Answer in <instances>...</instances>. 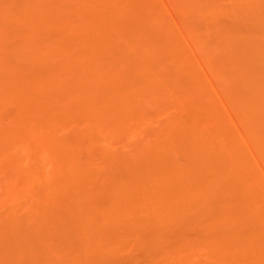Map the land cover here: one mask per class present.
<instances>
[{"label": "bare ground", "instance_id": "6f19581e", "mask_svg": "<svg viewBox=\"0 0 264 264\" xmlns=\"http://www.w3.org/2000/svg\"><path fill=\"white\" fill-rule=\"evenodd\" d=\"M51 1L52 0H31L29 1V4H25V5L21 4V6L24 7H21L20 8L21 10L19 9V11H16L15 14L10 13L12 15L8 14L9 13L8 11H10L11 8L13 7L12 5L11 7L8 4L9 1H7L8 3L6 2L7 4L5 3L3 4L2 2L3 5L0 3V10L2 11V13L0 14V115L1 112L2 113L5 112L4 111L5 108L6 110H8L7 109L8 107L10 108V110H13V114L10 116L14 117V119H12L8 113H4L6 115L8 114V118H10V120L11 119L13 120L12 123L9 122L10 124H12L11 129L13 131L12 130H10V132L6 131L7 129L6 128L4 129V127L6 126L4 127L1 126L0 128V129L3 128L5 130V131L3 130L0 131V133L2 131L4 133L1 134L0 136V159L5 161L4 163L3 161H0V163H2L0 164V166L2 169V167L4 168V166L2 165L6 163L4 169L5 170L8 169L11 172L13 171V173L16 171L15 172L16 175L18 173L17 171L25 172L24 174L26 175L27 179L25 178L26 181L24 180L25 181V183L23 182L24 185L18 186L20 191L17 190H16L17 192L15 191L14 187L16 188L17 186H15L14 184H10V183L8 184V185H14L13 187L14 190L12 188L10 189L9 188L10 186L7 187V185L6 184L5 185L6 188L10 189V193H11L10 195L14 196V192H16V195H18V193L20 195L24 194L25 197H27L26 199L29 202V204L32 205L33 203L30 202H35L34 205L31 206L32 208L30 210V214L26 215V218L28 217L29 219L27 218L26 221V218L21 216L25 218L24 221H26L27 223L29 222L31 224V220L36 219L32 221V224L34 223L36 225V223L39 221L38 218L41 217L40 215L43 216L46 215L45 212L48 210L47 208L50 207V205H54L55 203L57 204V206L59 205L58 207L60 209V214L57 215V217L55 215V217L58 218V216H60L62 219H64L63 221H61L62 219L61 220L59 219V221H61L62 223L65 222L63 223L65 229L63 228L62 231L63 240L61 238L62 235L60 233V238L58 239H60L61 244L59 245L58 242H56L57 244H55V246L54 244L53 245L51 244L52 248L54 246V248L56 247L57 249L56 248L52 249L50 247L49 249L52 251L51 253L50 250L47 251L44 249L45 250L44 251L43 247L41 246L42 250L40 251L42 253L41 255L39 254V256L35 254L36 251H33L34 249L32 250V248L29 245H27L29 244L30 240L32 241V239L30 238L27 239L28 243L25 240L26 244H24L23 246L21 245L17 246L18 243L21 242L22 240V237L19 236L22 235L21 233H24L23 228L30 226V224H26L24 221L23 223H19V220H23V218L20 217L18 218L19 220L15 221L18 216L15 215L16 213L13 214L14 211L10 210L11 212L7 213V215L5 214L6 216H4V218H2L3 215L1 213L2 216H0L1 217L0 220L3 222L2 224V222L0 221L2 224L1 226L4 225L3 227L5 228V225H8L9 227L10 225L12 226L15 225L16 227L14 229L16 230L15 232L11 233L12 230L9 229V227L7 226L10 232L9 234L11 235L8 236L9 238L7 241L5 239H2V241L4 240V242L2 243L3 249L4 247H6L5 245H7V247L11 246L10 248L13 249L12 248L13 243L14 244L17 243L16 248L17 247L24 248V246L27 245L25 246V249H27L29 246V250L31 249L33 251V257L31 252L27 253V255L29 256L27 255L25 256H27L30 261H31L30 257L33 258L32 261L30 262L28 259H24L19 262L16 261L17 264H37V263L49 264L50 261L49 258H52L51 256H49V254L53 255V253L56 251L54 253L55 255H53L56 257L57 251H59L60 253L61 251L60 249L62 248L64 249L66 246H67L66 249H69L70 251L71 249L68 247V244H70L69 241L70 239H72V241L76 239L75 240L76 243H74L75 241H73L75 247L74 244L72 243L71 244L73 245L72 248L73 252L78 251L79 254L77 252H74L76 253L75 255H77L75 256L73 253L74 257L72 256L69 257L67 255L68 259L65 261L66 264H100V263L102 264L103 262L102 260H105V258L108 255L110 256V254L115 250L120 249V247L122 246L124 247L123 242L126 241L125 239L130 238V236L133 237L132 235L136 234L135 232L136 230L143 228H149V229L152 228L156 232L154 234L153 239L151 237L150 240L151 241L153 240L152 241L153 244L159 245V242L163 240L162 237L165 236L164 233L166 232L168 233L169 226L171 228L172 226H174L172 224L180 225L182 224V222L186 220V218H189V216L190 217L194 216L197 219L200 218L201 220L200 219L198 220H200L202 224L203 221H205L206 225H208L207 226L208 229L209 227L212 226L211 229L214 230L213 229L214 227L215 230L211 235L213 236L214 234H216L214 235L215 237H213L211 240L208 239L209 241H206L207 238H205L203 239V241L205 240L206 242L204 241L202 243L201 241L200 242L198 241L197 243L194 239H193L194 241H190L192 244L188 242V240H186L187 243L186 241L185 242L182 241L184 242V244H182L177 248L172 247L173 249L170 248V246H166L168 245L169 242L165 245L164 244L165 240H164L162 241L163 243L162 245L170 249V251H168L169 255L165 254L166 256L165 257L163 254L165 251L161 253L163 249L161 251L160 247L158 246L156 247L155 245L152 244V247L155 246L156 248L160 249V251L158 250L159 252L157 251L158 252L157 255L161 254L162 257L163 258L165 257L166 259L167 256H170L173 253L174 255L173 254L172 255L174 258L170 256L171 261L172 259L173 260L176 258L179 259L180 256L183 258L185 257V259H183L185 261L181 260L182 259L181 257H180V261H178V259L174 260L175 261L174 263L177 264L179 262L181 263L186 262L187 259L186 257H190L185 255L188 253L190 254L192 253L194 255L196 254L195 257H193L194 255L192 256L193 258L196 259L195 262H197L198 260L199 261L201 260V262H203L202 258L205 255L204 256L201 255L203 256L201 258L199 255L201 254V252L202 253L205 252L207 254L206 256L209 258H207L208 260H206L205 259L206 256H205L204 258L205 261L203 263L201 262L198 263L199 262L198 261L197 264H264V192H262V190L264 189H262L261 187L260 184L261 182H259L257 177L258 175L251 167V164H249V162L247 161L243 147L225 128L224 124H222L221 126L220 123V126H218L217 128L214 127V125L212 124L211 121L217 120V122L219 123V119H220L215 109L214 112L212 109L211 111L208 110L207 113L209 114L207 116L201 117L203 119L205 118V120L207 121V123L205 124L209 127L207 128L211 129V131L209 130L206 133L205 131L204 132L202 131L203 128L199 127V125L201 126V123L198 118H196L198 119L196 120V119H192L193 118L192 117L191 121H189L190 119L187 118L188 120H186L187 121L186 122L185 119L184 121L183 119H181L186 116L185 115L184 117H182L183 114L181 115V118H180V114L179 116L174 115V117L172 116L171 118L169 117L170 118L169 120L171 122L169 126L167 124H164L162 125L163 130L161 131V127L160 130H158V132L160 131L159 133L156 130L155 131L157 133L155 131L150 133L151 135H155L156 133V135L153 138V141H151L152 143L151 145L149 146L147 145L146 147H144L145 146L144 143L137 140L141 145H143L144 148L137 141L134 142L135 145L131 146L134 149V151L132 150L133 154L137 155L138 158L137 156L134 155L137 161L135 159L132 163L135 164H133L132 166V164L130 163L131 168L129 167L130 164L127 165L129 169H127L128 170L127 171L128 173H126L127 175H123L125 177L122 178L119 177L120 179L116 178L117 176L116 174L118 173L117 172L118 170L116 171L114 169L112 170L109 168L110 175H112L111 177L110 176L109 177L113 181L109 183L110 184L109 186H107L108 184L105 185L103 189H101L102 187L101 188L99 187V190L95 189L96 187H98V185L94 187V182L95 180H97L96 178L97 175L94 174L96 173L93 171L95 169L91 170L92 160L89 161L90 158L89 156H91L92 152L95 151V147H97L98 149V145L102 144V142L108 143L109 141L111 143L113 139L117 141L116 139L117 137L119 141L120 138L121 139L142 138L144 134L147 133V131H149L148 128L146 129V127H148L147 126L148 123L152 122V120L155 119V117L159 115L161 112L164 113V110L165 113L169 112L166 111V109L170 106V102H171V100L169 101L170 99L169 94H171L169 92L174 91L173 88L174 86L178 87V85H176L177 83H175L176 80H174L173 82L174 85H171L172 83L171 77H173L174 79L175 76L174 75L175 73H173L174 76H171L172 74L171 70L172 71H175V69L178 70L179 67V70L183 72V75L181 74V76L187 75L186 72L189 75L191 73L194 74V71L191 72L192 69H190V66L188 68V66L186 67L185 63L182 62L178 54L179 51L176 52L177 55L175 54L174 56V53L172 52L176 47L172 48V46L173 45L175 46L176 43H172L173 45H171L170 44L171 42L169 41L171 39L169 38H167L169 39L167 41L169 42L170 46L164 45L165 47H162V45L160 44V47L167 48L169 46L174 59H172L173 57L172 58L170 57L171 54L169 53L170 56L168 54L167 55L170 58H168L167 61L168 63L172 61V63L167 64L166 60L159 61L160 59L158 60L160 64L155 63V58H153L152 55L155 53V51L153 52V49L156 47L158 49L160 48H159V44L154 47V44L156 42L152 44V41L155 40L153 39L154 37H152L153 34L151 32L155 33L157 31L158 33L159 28H157L158 29L157 30L154 27V30L151 31L153 27L151 29L150 26L151 23H149L150 22L149 20L152 19L160 22V18L162 14L156 5L155 6L157 7L156 8L157 10L153 9V11L155 10V14H152L155 17L154 16L149 17L150 15L149 13H151L149 12L150 10L148 11L144 9L147 11V12L144 11L146 12L144 15H141L143 11L139 12L141 11V8L143 6L142 7L139 6L140 8L138 7V9L130 8L129 10V7L125 5H121V2L118 5L116 0H58L57 2L55 0H53V2ZM189 1L191 2L192 0ZM204 1H202L203 2L202 5L205 7L202 6L203 8L201 7L199 9L202 10H204V8L207 9L209 5H211L209 6L210 9L211 7L212 8L215 7V3L214 4L212 3L213 1L212 2L209 0L208 1L204 0ZM237 1L239 0L236 1L234 0V2L232 0V4L237 3ZM247 1L248 2L246 3L249 4L250 1L249 0ZM254 1L257 2V0H253L250 6L248 5L249 6L248 8H250L251 10L254 9L253 11H255V7H256L255 4H257ZM206 2H208L207 4L209 5L206 6L205 5ZM88 3L90 4L96 3V5L98 4V6L100 7V9L98 8L99 10L98 11L96 10L97 12L88 11L89 13H87V11L84 9L86 12L84 11L83 13L82 12L79 13L81 9L79 11L77 9L82 8L84 5L88 6ZM238 3L236 5H238ZM242 3L243 5H245L244 0ZM258 3L260 2L258 1ZM239 4L240 5H238V7L239 6L241 7L242 4L241 3ZM140 5H142L141 2ZM217 5L220 6L219 3H217ZM251 5L253 6L255 5V7ZM222 6L218 8L221 9ZM1 7L3 8L1 9ZM134 7L137 6L135 5ZM187 7L190 8L189 4ZM215 8L211 10L215 11L216 10ZM131 9L134 10V13L137 10L139 14L140 13L141 14L136 15L137 13L136 11V13L133 15V11ZM210 9L209 11H211ZM250 9L249 11H251ZM202 10H198V11H202ZM239 10L242 11L243 9L240 8ZM245 12H248V10ZM256 13L252 15H256ZM147 14H149L148 15L149 20L146 19ZM129 15L132 16L133 18L132 20L131 17H129ZM256 16L259 17L260 15L257 14ZM242 17L244 18V16ZM258 17L255 19H257L258 22L262 23L261 18H260L261 21H259ZM126 18H130L129 21L126 20ZM245 18L247 19V17ZM146 21L149 23V25ZM124 23H126L125 24L126 28L122 30V28L120 29V27H122L120 25ZM146 23L151 29L150 32L144 29ZM160 24L161 23H159L158 26ZM261 25H264V23H262ZM261 25L258 24V27L264 28V26ZM148 26H146V29L148 28ZM162 27L160 26V29H162ZM13 28H15V32H13L14 31ZM16 28L18 29V31L20 29H23L24 32L25 31L27 32L24 33L23 31H21L24 34H26L25 38L18 36L19 37L18 42L20 44L15 39H13L15 40V42L13 41L14 44L13 42L10 41L12 39V32L13 35L16 34L17 31ZM167 29L168 28H166V30ZM260 29L261 28H259V30ZM142 30L146 31L145 32L146 35H144L141 32ZM255 30H258V28ZM38 31H40L41 35H39ZM160 31L161 30H159V33H161ZM147 32L151 35L152 41L149 39L150 37ZM36 33L38 34V36L36 35ZM162 33L165 32L163 31ZM255 33L256 31L253 34L254 35L258 34ZM259 33L260 34H258L257 36L261 35L262 37H264V31ZM19 34L21 35V33ZM168 34L166 33L165 35L170 37ZM250 34L251 33L246 34L247 38L248 35ZM28 35L31 36L29 37ZM147 35L148 38L146 37ZM236 35L235 38L237 37ZM246 35L245 36L241 35L245 38H242L240 36L239 38L241 39L240 42L236 40L238 38L236 39L234 38L235 40L232 39L233 37L231 38V35L230 38L231 40H234L236 43L238 42L242 44L241 41L249 39L246 38ZM26 36L29 37L27 38V40H25ZM153 36H157V35L155 34ZM217 36L219 37L220 35ZM228 36L227 37L225 36V40L223 39L224 36L222 38L220 37V40L217 37L218 38L217 41L219 40L217 46L219 45L220 42L221 44L220 47H222L223 40L226 41L227 38V41L230 43L223 42L225 44L223 45L224 49L226 50L227 46L228 48L231 49L236 48V46L232 47V45H234L235 42L230 41ZM261 36L260 38L253 37V39L257 41V39L259 40L262 38ZM251 38L249 39V41H247L249 43V45H247V48H246V44H242V46L239 45L241 49L244 50L246 48V50H250L249 49L250 42H253L251 41ZM7 40H9L8 43H11L12 45L8 47L10 48L9 50L7 48L5 50V46L6 44H8ZM4 41H6V44L4 43ZM208 42H209L208 40L206 41V39H202L201 43L199 41V43L201 44V46L199 47L200 48L202 47V49H206V47L209 46V45L207 46ZM231 42H233V44ZM254 43L256 42L254 41ZM254 43H252L251 46L257 48L255 45H253ZM210 45H213V43L212 44L210 43ZM229 45L231 46L229 47ZM243 45H245L244 48H242ZM2 46H4V48H2ZM254 47H250V48H254ZM169 48L167 50H169ZM224 49H222L221 53L224 52L223 51ZM261 49L260 51H262ZM160 50L163 51V49ZM164 50L166 51V49ZM253 50L254 49H252V52ZM256 50L257 49H255L253 53L250 52L251 50L246 51L247 53H250V55L248 54L249 56L246 55L247 57H245V52L242 51L243 52L242 55L245 58L249 57L251 60V57L255 58L253 55H251V53L254 54L255 52H259V55L262 53ZM227 51H231V50L228 49ZM4 53L7 54L6 56H8L10 60L8 64L5 65L4 63L1 64V60L3 61L4 59L3 57ZM213 54L215 55V53ZM262 55L259 56L260 59H262ZM213 56L210 58H212L211 63H213L212 65H214L213 68L214 72H216L217 75L218 73L219 75H221L220 74L221 71L219 70L221 69L220 63H218L217 60L218 58L215 57L217 56V52L216 55L214 57ZM258 56L255 59L256 61L258 59ZM157 57H156V62L158 59ZM253 58L251 62H255ZM260 59L258 60L260 61ZM223 60L225 61V59ZM259 61L256 62L258 63L257 65L259 66L264 65V60H261L262 64ZM23 62H26L25 64L26 67L21 66L24 65ZM251 62H250L251 66H254V68H256L257 65H252L253 63ZM164 63L166 65H164ZM217 63L219 65H217ZM233 63L235 62L233 61ZM240 66L243 65L241 64ZM249 66L250 65H248L247 66L248 69L246 68L247 70H245L247 71V74L243 72V74H239V76L241 75L242 78H244L247 77L246 75L249 74L248 75L249 77L250 74L252 73L251 71H249V69L251 68V66L250 68ZM259 66H257V68H259ZM182 67H184L185 69H183ZM179 70L177 72L181 73V71ZM118 72L120 73V75H122L121 78L120 76L118 77L116 75L118 74ZM258 73L260 72L258 71ZM230 76L232 75L230 74ZM235 76L234 78H236ZM241 76L239 78H241ZM69 77L70 79L72 77V79L77 81L76 83L74 82V84H77L80 81L85 82L87 80L88 81L90 80V83L89 82L87 83L88 86L86 85V82L84 83V85L87 88L83 87L81 82L80 87L82 86L83 90L84 88H86V91L85 90L83 91L81 89L82 91L81 93V91L77 89L78 91H80L78 92L75 87L77 86L78 88L79 86L78 84L75 86L72 85L73 86L72 89L75 87L74 89L76 90V94L80 93L79 96H76L75 94H73V92L71 93L70 90L69 91L66 90L67 93L69 94H67L66 91L65 93L67 95L65 93L62 94L63 88H61V86L63 87V85L66 86L68 84V82H66L67 80L65 81V79L66 78L69 79ZM182 78L186 79V77H182ZM237 80L239 79L237 78ZM190 81H192V79ZM253 81L255 82V80ZM260 81L259 83L264 84V82H260ZM64 82H66L67 84L66 83L64 84ZM70 84L69 86H71ZM257 84H258V80L257 83L255 82V84L252 85L257 86ZM187 85L184 86L189 87V85L188 86ZM258 85L260 86V90L258 89L259 86H257L258 88L252 86L253 87L252 90L248 89V91H250L249 93L247 92L248 95L246 94V92L244 94L239 93L242 94L243 96L239 98L240 101L239 103L237 102L238 104L234 102L237 105V108L239 109V110L236 109L238 115L242 117L243 121L246 119L247 123L248 120L249 121L251 120V123L260 122L264 124V114H262L264 113V90L261 91V89L264 88V85L262 86L260 84ZM58 88H61V93H59L60 91L57 93ZM232 88L233 86L231 87V89ZM235 88L234 90H236ZM52 90L55 91L56 94L53 93ZM166 91H167L166 94L169 95L168 96L169 102L167 101L165 95ZM83 93H84V97L81 96V94L83 95ZM59 94L60 95L62 94L63 96L61 97ZM234 94L235 93H233V95ZM172 95H171V99L172 97H175ZM79 97L83 99H80ZM233 99H237V98H232V100ZM75 100H79L77 106ZM69 103H72L71 105L75 103L74 106H76L75 109H72L70 107V109L73 110L70 111L69 109L70 112H68L69 107L66 108L65 106V105L68 106ZM56 105L57 108L59 109L54 110ZM37 106L39 109L37 108L36 111ZM50 106H54V107H50ZM45 107L47 109H45ZM258 110L262 111V112L260 111L261 112L260 116L256 114V111ZM28 112H32L29 113L28 116L29 117L31 116L32 119L34 118L33 120L32 119L26 120L23 117L27 115ZM34 112L36 114L38 113V115L36 116ZM181 112L182 111H180V113ZM4 114H2L3 119L9 120L4 117L5 116ZM32 114H34L35 117H33L34 115L32 116ZM14 120H16V122H14ZM201 122L203 124L202 120ZM72 125L73 126L78 125L80 126V129L76 130L75 127H72ZM166 126L168 127L164 128ZM212 126L214 130L216 129V131L213 134H210L211 132H213L212 131L213 129L211 128ZM70 127L74 129V133L72 132L73 130L71 131V133H73L72 135L73 137L71 138V140L66 137L62 138L57 134L58 129H65V128L68 129ZM205 130L207 129L205 128ZM5 132L7 133L5 134ZM149 132L147 134H149ZM203 133L207 135L205 136ZM254 133L257 135L258 131L257 133L256 132ZM69 136L71 137V135ZM190 136H192V138ZM146 137L149 138L148 136H145V140ZM114 140L112 142H114ZM149 140L151 139L149 138ZM256 147L258 148L261 154L260 156L264 158V132L258 135ZM103 150L100 152V155L104 157L103 160H105L106 158L107 160H110L109 161L110 163L111 161H113L114 164L111 163L113 165L111 167L114 168L116 166L115 162L118 161L117 160L118 158H116L115 154L113 156V154H110L111 152L108 153V150L107 151H103ZM97 152L99 151L97 150ZM82 153H83V157L84 156L85 157L80 159L79 155ZM181 153L184 154L185 157H187L185 159L186 161L183 160L185 163L179 162V160H177L178 158L177 155L178 154L181 155ZM25 155H27L28 157L30 155L32 156L31 161L33 162V164L31 165L29 164L30 166L28 167H25L23 165L25 162L24 163L22 162L23 161L22 159H24L23 157ZM83 159L85 160L83 161ZM116 167L115 169H117ZM21 177L24 176L21 175L20 178ZM50 182H52L53 184ZM236 186L238 187L237 190H236L237 188ZM38 187L44 188L43 191L42 190L39 191L42 188H38ZM35 188H37L38 190H36ZM32 190L39 192L38 194L42 192L43 196L40 194L39 198L35 197L34 196L35 192H32ZM31 194L33 195L34 199L31 197ZM38 194L36 193L35 195L37 196ZM20 198L21 197H19V200ZM19 200L17 203H15L16 205H18V208H20L21 206V205L19 206V202H20ZM23 203L24 202H20V204ZM35 204H37L36 206H38L39 208L34 207ZM3 205L6 206V204ZM12 206L14 205H11V207ZM62 209H64L62 212H65V214L61 212ZM42 210L43 211L45 210L44 213ZM61 213L64 215H62ZM21 214H23V212H21ZM47 220L48 223L50 224L51 221L49 222V219ZM42 222L44 223V221ZM106 225L109 226L112 225V227L110 226L111 227L110 228L109 226H107L108 228L107 229ZM22 226L23 228H21ZM49 227L51 228V226ZM114 227L116 228V231H118V229L119 231L120 229L125 230L128 235H126L125 232L124 235L122 232H121L122 234H120L119 232H115ZM50 228H47V230L46 229L45 230L48 231ZM53 228H54L53 230H55V227ZM112 228L114 231H112ZM35 230L36 228L34 227L33 231ZM106 230H108V234H110L109 231H112L110 235H112L114 232L117 234L115 235L113 234V236H107L106 234H104L105 233L104 231ZM134 232L135 234H133ZM40 234L41 232L39 234L36 233V235H39L38 238L41 237ZM4 235H6V231ZM4 235L3 237H6ZM52 235L50 234L49 236ZM23 236H25V233ZM73 236L76 238H74ZM98 236H100L99 239ZM42 240L44 244L45 239ZM100 240L103 241L101 242ZM5 242L6 244L4 245ZM9 242L12 244H10ZM50 242L52 241H49V243ZM141 242L143 241L141 240L140 243ZM146 242H143V244ZM193 242H196L197 244H193ZM35 243H37L36 240ZM66 243L68 244L66 245ZM168 248L165 249L169 250ZM25 249L22 250L24 251ZM38 249H40V246L37 247V250ZM18 251L20 252V250ZM18 251L16 252L17 254L19 253ZM25 252L27 251L25 250ZM47 252L50 253L48 254ZM3 254L4 256H7V254L5 253ZM34 255L35 256L37 255L36 258L38 259L35 258L36 260H38L37 262H34L35 261ZM197 255L200 257V259H197L196 257ZM20 256L23 257L24 254H21ZM41 256H44L45 260ZM160 256L157 257L159 259H162L163 262L164 259L161 258ZM19 257L16 258V260L17 259L20 260ZM39 257L42 260H39ZM59 257L60 258L58 257L56 258L58 259L62 258L61 255ZM46 259H49V261H47ZM53 260H55V258H53L51 261ZM63 260L62 262L61 260L58 261L57 264H62V263L65 264ZM155 260H152L150 264H159ZM51 261L50 263L52 264L53 262ZM193 262L194 260L192 261V263ZM54 263L56 264V262Z\"/></svg>", "mask_w": 264, "mask_h": 264}, {"label": "rangeland", "instance_id": "374dc122", "mask_svg": "<svg viewBox=\"0 0 264 264\" xmlns=\"http://www.w3.org/2000/svg\"><path fill=\"white\" fill-rule=\"evenodd\" d=\"M7 1H9V3L7 2ZM26 1L27 0H3V1H1L0 0V3L2 4V2H3V4L5 3V4H9L10 6L12 5L13 7H14V5H15V7H17V8H15L14 7V9H13V7L11 8V10L10 11H8V12H6V13H8V14H10V13H12V14H15V12L16 11H19V9L21 8V7H24V6H21V4H29V1H31V0H29V1H27V3H26ZM56 2L58 1V0H55ZM55 1H54V3H55ZM139 0H116V2L118 3V5L120 4V2H121V5H125V6H127V7H129V10H130V8H136V9H138V7L139 6H143L142 8H141V11H139V12H142L143 11V13L141 14V15H144L147 11L146 10H150L149 12H151V13H149V14H147L146 16L148 17V15H149V17H153L154 15H152V14H155V10H157L156 8L158 7L159 8V10H160V12H161V14H162V16H161V18H160V22L159 21H157V20H149V17L147 18L146 17V19L147 20H149L150 22L149 23H151V29H152V27H153V29L151 30L150 28H149V23H148V25H147V23H146V25H145V30H148L149 32H150V30L151 31H153L154 30V27H155V29H157V28H159V30H161L160 32L162 33L163 31L165 32V33H159V30H158V33L160 34H158L157 33V31L155 32V33H153V32H151L153 35H157V36H153L152 35V37H154L153 39L155 40V41H152L151 39H152V37H151V35L149 34V39L152 41V44H154V42H156L155 44H154V47L155 46H157L158 44H159V48L160 49H163V51L162 50H160V49H158L157 47L156 48H154V49H156V50H154L153 49V52L155 51V53L154 54H152L153 55V58H155V63L156 64H160V62L159 61H161V60H168V58H172L173 57V54L172 53H174V56H175V54L177 55V53L176 52H178V54H179V57H180V59L182 60V62H184L185 63V65H186V67L188 66V68H189V66H190V69H192V71L191 72H193L194 71V74L193 73H191L190 75L186 72V70L188 69H186L185 70V72H186V74L187 75H185V76H181V74L183 75V72L181 71V70H179V67H178V70L179 71H181V73L179 72H177L178 70L177 69H175V71H172L171 70V72H172V74H171V76H174V79H173V77H171V81H172V83H171V85H174L173 84V82H174V80H176L175 81V83H177L176 85H178V87L176 88L175 86L173 87L174 88V91H171V92H169V93H171V94H169V95H167L166 93H167V91L165 92V95H166V98H167V101H168V99H169V101L171 100V102H170V106L166 109V111H169L168 113H170V114H168V113H165V110H164V113L163 112H161L159 115H157L156 117H155V119H153L152 120V122H150V123H148L147 124V126L148 127H146V129L148 128V130L150 131H147V133L149 132V134L151 133V132H154L155 130L158 132V130H160V127H161V131L163 130L162 129V125H164V124H167L168 126L171 124V122H170V118H171V116L172 117H174V115H178L179 116V114H180V118H181V115H182V117H184L185 115V117L184 118H181V119H183V121H184V119H185V121L186 120H188L187 118H189L190 120L189 121H191L192 119H196V118H198L199 120H200V123H201V126L199 125V127L200 128H203V132L205 131V133L206 132H208L209 130L211 131V129H208L209 127L205 124V123H207V121L205 120V118L203 119V118H201V117H203V116H207L209 113H207L208 112V110H210L211 111V109L213 110V112H214V109L216 110V112L218 113V115H219V118L221 119H219V123L217 122V120H214V121H211L212 122V124L214 125V127H218V126H220V123H221V126H222V124H224V126H225V128L231 133V135L236 139V141L243 147V149H244V152H245V155H246V158H247V161L249 162V164H251V167L253 168V170L256 172V174L258 175H256L257 177H258V180H259V182H261L260 184H261V187H262V189H264V158H262V156H260L261 154H260V152H259V150H258V148L256 147V145H257V140H258V135H260V134H262V132H264V124H262V123H260V122H257V123H254V122H252L251 123V120L249 121L248 120V123H247V120L245 119L244 121L242 120V117L240 116V115H238V112H237V110H239L238 108H237V105L236 104H238L239 103V101H240V99L239 98H241V96H243L242 94H244L245 92H246V94H247V92L249 93L250 91H248V89L249 90H252L253 89V87H257V86H259L258 84H260L261 86L262 85H264V84H261V83H259V81L260 82H264V80H262V79H264V76H262V75H264V65H261V66H259V65H257L258 63H256L257 61H259L258 59H260L259 58V56L260 55H262V54H264V43H262V42H264V37H262L261 35V39H257V41L255 40V39H253V37H259L260 38V36H257L258 34H260L259 32H262V31H264V30H262V29H264V28H262V27H258V24L259 25H261L262 23H264V11H262V10H264V4H262V3H264V0H257V2L256 1H254V2H256L257 4H255L256 5V7H258V8H256L255 7V5L253 6V5H251V6H253V7H255V11H253V10H251L250 8H248L249 6H250V4L253 2V0L251 1V0H249L250 2H249V4H247L246 2H248L247 0H244V3H245V5H243V0H239V1H237V3L239 2V3H241L242 5H241V7L239 6L238 7V5H240L239 3H238V5H236L237 3H233L232 4V0H209V1H213L212 3L214 4L215 3V7H217V8H215V7H213V8H215L216 10L215 11H213V10H211V9H213L212 7H211V9H210V7L209 6H211V5H209V4H207L208 2H206V6L207 5H209L208 6V8L211 10V11H209V9L207 8V9H205L204 8V10H202V9H199V8H201L203 5H202V1H204V0H201V3H200V0H192L191 2L189 1V0H140L139 2H138ZM152 1H153V4H152ZM206 1H208V0H206ZM215 1H217V2H215ZM224 1H225V3H224ZM226 1H228V2H226ZM236 1V0H235ZM240 1H242V2H240ZM258 1L260 2V3H258ZM7 2V3H6ZM19 2V3H18ZM51 2H53V0L51 1ZM124 2V3H123ZM125 2H126V4H125ZM140 2L142 3V5H140ZM151 2V3H150ZM233 2H234V0H233ZM138 3V4H137ZM199 3V4H198ZM204 3H205V1H204ZM217 3H219L220 4V6H222V5H224V6H222L221 7V9H219L218 7H220L219 5H217ZM230 3V4H229ZM2 4V5H3ZM18 4V5H17ZM147 4H148V6H147ZM188 4H189V6H190V8L189 7H187L188 6ZM260 6H259V5ZM17 5V6H16ZM92 5H94V6H92ZM129 5V6H128ZM132 5V6H131ZM137 6V7H134V6ZM157 7H156V6ZM231 5H233V6H231ZM249 5V6H248ZM18 6H20V7H18ZM198 6V7H197ZM200 6V7H199ZM213 6V5H212ZM236 6H237V8H236ZM4 7V6H3ZM3 7H1V9L3 8ZM6 7H8V6H6ZM146 7H148V8H146ZM183 7V8H182ZM203 7H205V6H203ZM202 7V8H203ZM234 7V8H233ZM243 7V8H242ZM244 7H245V9H244ZM100 9V7L98 6V4L96 5V3H92V4H90V3H88V6L87 5H84L82 8H79V9H77L78 11L80 10V12L79 13H83L85 10L87 11V13H89V12H95L96 10L98 11L99 9ZM140 8V7H139ZM194 8V9H193ZM196 8V9H195ZM241 8V9H243L242 11L241 10H239V9ZM247 8V9H246ZM6 9H9V8H6ZM83 9V10H82ZM85 9V10H84ZM92 9V10H91ZM128 9V8H127ZM131 9V10H132ZM135 9V10H136ZM144 9H146V10H144ZM153 9H155L154 11H153ZM191 9H192V11H191ZM218 9V10H217ZM249 9L251 10V11H249ZM257 9H259V10H257ZM21 10V9H20ZM198 10H202V11H198ZM248 10V12H245V11H247ZM257 10V11H256ZM1 11V10H0ZM85 11V12H86ZM89 11V12H88ZM96 11V12H97ZM133 11V15L136 13V11H135V13H134V10H132ZM144 11H146V12H144ZM152 11H153V13H152ZM185 11H187V12H185ZM189 11V12H188ZM139 12L137 11V13H136V15L137 14H139ZM240 12V13H239ZM252 12H254V13H252ZM256 12H258V13H256ZM2 13V11L0 12V14ZM246 13H248V14H246ZM255 14L256 13V15L258 14V15H260L259 17L258 16H256V15H252V14ZM12 14H10V15H12ZM139 14V15H140ZM239 14V15H238ZM243 14V15H242ZM251 14V15H250ZM242 16H244V18L242 17ZM249 16V17H248ZM254 16H256V17H254ZM128 17V16H127ZM129 17H131V20L133 19L132 18V16H130L129 15ZM136 17V16H135ZM155 17V16H154ZM163 17V18H162ZM245 17H247V19L245 18ZM258 17V19H259V21H261L262 20V23L261 22H258L257 21V19H255V18H257ZM260 18H261V20H260ZM129 19L130 18H126V20H128L129 21ZM154 19V18H153ZM162 20V21H161ZM255 21V22H254ZM258 22V23H257ZM159 23H161L159 26H158V24ZM126 23H124V24H122V25H120V26H122V27H120V29L122 28V30H124L125 28H126V25H125ZM253 25H255V26H253ZM257 25V26H256ZM146 26H148V28L146 29ZM158 26V27H157ZM160 26L162 27V29H160ZM261 26H264V25H261ZM213 27V28H212ZM253 27V28H252ZM166 28H168L167 30H166ZM216 28V29H215ZM258 28V30H259V28H261L260 30H259V32H258V30H255V29H257ZM163 29H165V30H163ZM171 29V30H170ZM214 29V30H213ZM219 29V30H218ZM253 29V30H252ZM13 32H15V28H13ZM16 34L19 32V33H21V35L19 34H14L13 35V32H12V39L10 40L11 42H15V40H17V42H18V39H19V37L18 36H21V37H24L25 38V35L26 34H24L25 32L23 31V29H20L19 31H18V29L16 28ZM145 30H142L141 32L144 34V35H146V31ZM163 30V31H162ZM203 30V31H202ZM228 30V31H227ZM233 30V31H232ZM236 30V31H235ZM21 31H23V32H21ZM169 31V32H168ZM206 31H208V32H206ZM225 31V32H224ZM251 31H256V33L255 34H257V35H254L253 33L254 32H251ZM39 32V35H41L40 34V31H38ZM37 32V33H38ZM141 32H139V33H141ZM175 34H173V33ZM204 32V33H203ZM218 32V33H217ZM230 32V33H229ZM247 32V33H246ZM27 33V32H26ZM36 33V35L38 36V34ZM42 33V32H41ZM168 34L170 37H173V38H170V37H168L167 35H165V34ZM226 33H227V35H226ZM245 33V34H244ZM248 33H251L250 35H248V38L250 39L251 37V41H253V42H250V46H249V49L251 50H246V48H247V45H249V43L247 42V41H249V39L247 38V35L246 34H248ZM24 34V35H23ZM164 34V35H163ZM172 34V35H171ZM223 34H225V35H223ZM237 36L236 38H240V36L241 35H246V38L248 39V40H244V41H241V43L242 44H246V48L244 49V50H246V51H250V52H252V49H257L256 51H260V49H261V47H262V51H260V55H259V52H255L254 54H252L253 52H254V50H253V52L251 53V55H253L255 58H253V57H251V60H250V58L248 57V58H245V57H247L246 55H250V53H247L246 51H244L243 49H241V47L239 46V45H241L242 46V44H240V43H236L234 40L236 39L235 38V35ZM252 34H253V36H252ZM16 35V36H15ZM138 35H140V34H138ZM174 35V36H173ZM217 35H220L219 37L217 36ZM229 35V36H228ZM230 35H231V38L232 39H234V40H231V38H230ZM234 35V36H233ZM238 35H239V37H238ZM29 37L31 36V35H28ZM161 36V37H160ZM167 36V37H166ZM205 36V37H204ZM219 38V40H220V37L222 38L223 36V39L225 40V36L227 37H229V39H230V41H233V42H235L234 43V45H232V47H234V46H236V48H228V46H227V48H226V46H225V48H226V50L224 49V47H223V45H225L224 43L225 42H227V43H230V42H228L227 41V38H226V41H224L223 39H221V40H223V42H222V47H220L221 46V44H220V42H219V47L217 46V43H218V41H217V37ZM21 37H20V39H21ZM29 37H27L26 36V39L25 40H27V38H29ZM147 38H148V35L146 36ZM201 37V38H200ZM206 37H209L210 38V40H209V38H206ZM242 38H245V37H243V36H241ZM24 38H23V40H24ZM167 38H169V39H173L172 41L171 40H169V39H167ZM176 38V39H175ZM13 39H15V40H13ZM202 39H206V41L208 40L211 44L213 43V45H210V43L208 42L207 43V46L208 47H206V49H209L210 47L213 49H209V50H206V49H202V47L200 48L199 46H201V41H202ZM228 39V40H229ZM236 39L237 41H239L240 42V40L241 39ZM9 40H7V43H8V41ZM162 40V41H161ZM167 40H169L171 43V45H173L172 43H176L175 44V46L173 45L172 46V48L173 47H176L175 49H174V51H173V49H172V53H171V49L169 48V46H170V44H169V42L167 41ZM213 40H215V41H213ZM22 41V40H21ZM20 41V42H21ZM158 41V42H157ZM173 41H175V42H173ZM199 41H200V43H199ZM213 41V42H212ZM217 41V42H216ZM254 41L256 42V43H254ZM259 41V42H258ZM14 42H13V44H14ZM216 42V43H215ZM233 42H231L232 44H233ZM4 43L6 44V41H4ZM19 43V42H18ZM151 43V42H150ZM165 43V44H164ZM167 43V44H166ZM226 43V44H227ZM248 43V44H247ZM252 43H254L253 45H255L257 48H255L254 46H251V44ZM5 44H3V45H5ZM10 44V45H9ZM20 44V43H19ZM151 44V45H152ZM160 44L162 45V47H165L166 45H169L167 48H161L160 47ZM214 44H216V45H214ZM236 44V45H235ZM238 44V45H237ZM165 45V46H164ZM228 45V44H227ZM258 45V46H257ZM10 46H12L11 45V43H8V44H6V46H5V50H6V48L9 50L10 48H8V47H10ZM213 46H214V48H213ZM231 45H229V47H230ZM238 46V47H237ZM244 46L245 45H243V47L242 48H244ZM250 47H254V48H250ZM259 47V48H258ZM2 48H4V46H2ZM169 48V50H167ZM219 48V49H218ZM224 49L223 51V53L224 54H226V55H224L223 53H221V51H222V49ZM237 48H240V49H237ZM21 49H23V48H21ZM158 49V50H157ZM164 49H166V51H169V52H166ZM177 49V50H176ZM202 49V50H201ZM216 49V50H215ZM218 49V50H217ZM231 50V51H227V50ZM4 50V49H3ZM25 50V49H24ZM23 50V51H24ZM157 51H158V54H157ZM159 51H161V52H159ZM237 51V52H236ZM241 51V52H240ZM245 52V57L242 55V53L243 52ZM6 52V51H5ZM139 52V51H138ZM216 52H217V56H215L216 55ZM220 52V53H219ZM234 52H236V53H234ZM169 53L171 54V56L169 55ZM209 53H210V55H209ZM213 53H215V57L216 58H218L217 60H218V63H220V68L222 69H219L222 73H223V75H222V73L220 72V74L221 75H219V73H218V75H217V73L216 72H214V65H212L213 63H211L212 62V58H210V57H212L213 55L212 54ZM229 53V54H228ZM231 53V54H230ZM240 53V54H239ZM170 56V57H168V55ZM218 54H220V55H218ZM7 54H5L4 53V55H3V57H4V59H3V57H2V59H3V61L1 60V64L2 63H4V65L5 64H8V62L10 61L9 60V57L8 56H6ZM155 55H159L158 57L157 56H155ZM208 55V56H207ZM222 55H223V57H222ZM238 55H239V57H238ZM248 55V56H249ZM259 55V56H258ZM6 56V57H5ZM213 56V57H214ZM258 56V59H257V61L255 60L256 59V57ZM156 57L158 58L157 59V62H156ZM161 57V58H160ZM220 57V58H219ZM230 57V58H229ZM8 58V59H7ZM243 58V59H242ZM252 58L254 59V61L255 62H251L252 61ZM7 61H6V60ZM160 59V60H159ZM172 59H174V57L172 58ZM223 59H225V61L223 60ZM246 59V60H245ZM6 62H5V61ZM159 60V61H158ZM169 60H171V59H169ZM184 60V61H183ZM261 60H264V55H262V59H260V61L259 62H261V64H262V61ZM154 61V60H153ZM220 61V62H219ZM231 61V62H230ZM233 61L235 62V63H233ZM249 63H248V62ZM165 62V61H164ZM188 62V63H187ZM241 62V63H240ZM250 62L251 63H253L252 65H257V66H259V68H257V66H256V68H254V66H251V64H250ZM161 63H163V62H161ZM172 63V61L170 62V63H168V61H167V64H171ZM183 63V64H184ZM217 63V65H219ZM247 63V64H246ZM23 64L24 65H21V66H25L26 67V62H23ZM243 65V66H240V65ZM163 65V64H162ZM164 65H166L165 63H164ZM192 65V66H191ZM226 66V68H225V66ZM248 65H250L251 66V68H250V66H249V68L251 69H249V71H251L252 73L250 74V76L248 77V75H246L247 77H244V78H242V76H241V78H239L240 76H239V74H243V72L244 73H246L247 74V71H245V70H247L248 68H247V66ZM223 66H224V68H223ZM231 66H232V68H231ZM235 66V67H234ZM236 66H237V68H236ZM238 66H239V68H238ZM192 67V68H191ZM181 68V67H180ZM183 69H185L184 67H182ZM236 70H235V69ZM241 68H243V69H241ZM247 68V69H246ZM254 68V69H253ZM36 69V68H35ZM195 69V70H194ZM224 69V70H223ZM239 69V70H238ZM262 69V70H261ZM177 70V71H176ZM231 70V71H230ZM243 70V71H242ZM196 71V72H195ZM225 71V72H224ZM240 71H241V73H240ZM256 71V72H255ZM258 71L260 72V73H258ZM177 72V73H176ZM184 72V73H185ZM233 72V73H232ZM173 73H175L174 75H173ZM215 73V74H214ZM226 73V74H225ZM259 75H258V74ZM262 73V74H261ZM179 74H180V76H179ZM230 74L232 75V76H230ZM118 77L120 76V78H121V76L122 75H120V73L118 72V74H116ZM225 75H227V76H225ZM236 75V76H235ZM245 75V74H244ZM243 75V76H244ZM222 76V77H221ZM234 76L236 77V78H234ZM117 77V78H118ZM182 77H186V79L185 78H182ZM196 77V78H195ZM231 77V78H230ZM260 77V78H259ZM183 79V81H182V79ZM188 78V79H187ZM195 78V79H194ZM226 78H227V80H226ZM233 78H234V81H233ZM237 78L239 79V80H237ZM255 78V79H254ZM258 78V79H257ZM71 79H72V77H71ZM70 79V77H69V79H65V81L66 82H68V84L66 83V82H64V84L66 83L67 85L65 86V85H63V87L61 86V88H63V91H62V94L63 93H65V91L67 90V91H71V93L73 92V94H75L76 96H79V94H76V90L78 89V90H80L81 91V89L83 90V88H82V86L80 87V85H81V82L82 81H80V82H78L77 84H74V82L76 83L77 81H75L74 79H72L71 80ZM178 79V80H177ZM179 79H180V81H181V83H180V81H179ZM192 79V81H190V80ZM194 79V80H193ZM231 79H232V81H231ZM235 79H236V81H235ZM255 80V82L257 83V80H258V84H257V86H254V85H252V84H255V82L253 81V80ZM248 80H250V81H248ZM179 82V84H178V82ZM189 83H188V82ZM195 81H197V82H195ZM240 81V82H239ZM247 81H248V83H247ZM71 84H70V83ZM86 82V85L88 86V82L90 83V80L88 81H85ZM84 81L82 82V85H83V87H86L85 85H84V83H85ZM187 82V83H186ZM195 82V83H194ZM238 82V83H237ZM190 83H191V85H190ZM69 84L71 85V86H69ZM79 84V86H78V88H77V86H75V85H78ZM189 85V87H186V86H184V85ZM193 84V85H192ZM248 84V85H247ZM72 85H74L75 87H76V90L73 88L72 89ZM181 85V86H180ZM187 85V86H188ZM197 85V86H196ZM65 86V87H64ZM180 86V87H179ZM196 88H195V87ZM233 86V88L231 89V87ZM235 86H236V88H235ZM238 86V87H237ZM240 86V87H239ZM253 86V87H252ZM89 87H90V85H89ZM184 87H186V88H184ZM246 87V88H245ZM61 88H58L57 89V93L59 92V93H61ZM80 88V89H79ZM87 88V87H86ZM86 88H84V90L86 91ZM175 88H176V90H175ZM178 88H179V90H178ZM189 88H190V90H189ZM193 88H195V89H193ZM229 88H230V90H229ZM234 88L236 89V90H234ZM258 88V87H257ZM256 88V89H257ZM262 88V87H261ZM72 89V90H71ZM185 89V90H184ZM187 89V90H186ZM259 90H260V86H259V88H258ZM55 90V89H54ZM75 90V91H74ZM77 90V91H78ZM83 90V91H84ZM262 90H264V88H262L261 89V91ZM53 91V90H52ZM56 91V90H55ZM55 91H53V93H55L56 94V92ZM67 91H66V93H67ZM80 91H78V92H80ZM181 91V92H180ZM239 91V92H238ZM172 92H173V95H172ZM65 93V94H66ZM81 93H82V91H81ZM176 93V94H175ZM179 93H181V94H179ZM233 93H235L234 95H233ZM239 93H242V94H239ZM60 95L61 97L63 96V95ZM67 94H69V93H67ZM66 94V95H67ZM246 94H245V96H246ZM58 95V96H59ZM65 95V96H66ZM171 95L172 96H175V97H172V99H171ZM176 95H178V96H176ZM248 95V94H247ZM59 96V97H60ZM81 96L82 97H84V93H83V95L81 94ZM168 96H169V98H168ZM80 98V97H79ZM232 98H237V99H233L232 100ZM80 99H83V98H80ZM174 99V100H173ZM177 99V100H176ZM81 101V100H80ZM168 101V102H169ZM74 102V101H73ZM75 102H76V106H77V103L79 102V100H75ZM236 104H235V103ZM238 102V103H237ZM173 103V104H172ZM72 103H69V105L67 106V105H65L66 106V108L67 107H69L68 108V112H70L72 109H75L76 108V106H74V104L73 105H71ZM236 105V107H235V105ZM208 105V106H207ZM240 105V104H239ZM238 105V106H239ZM172 106V107H171ZM40 107V106H39ZM48 107V106H47ZM50 107H54V106H50ZM49 107V108H50ZM59 107V106H58ZM70 107L72 108V109H70ZM210 107V108H209ZM213 107V108H212ZM37 108H38V106L36 107V111H37ZM208 108V109H207ZM7 109L8 110H6V108L4 109V113H8L9 114V116L10 115H12L13 114V110H10V108H8L7 107ZM39 109V108H38ZM45 109H47L46 107H45ZM55 109H59V108H57V105L55 106V108H54V110ZM69 109H70V111H69ZM169 109V110H168ZM237 109V110H236ZM11 112H10V111ZM51 110V109H50ZM67 110V109H66ZM39 111V110H38ZM73 111V110H72ZM180 111H182L181 113H180ZM261 111V110H260ZM259 110L258 111H256V114H258V116H260V114H261V112H260ZM33 112V111H32ZM32 112H28L27 113V115H25V116H23L26 120H31L32 118H31V116L29 117L28 115H29V113H32ZM4 113H2L1 112V115L2 114H4ZM35 113V112H34ZM202 113V114H201ZM240 113V112H239ZM8 114L6 115V114H4L5 116V118L6 119H9L10 120V118H8ZM171 114H173V115H171ZM190 116H189V115ZM199 114V115H198ZM201 114V115H200ZM262 114H264V113H262ZM0 115V116H1ZM34 114H32V116H33ZM35 115L37 116L38 115V113L36 114L35 113ZM35 115L33 116V117H35ZM193 115V116H192ZM197 117H196V116ZM217 115V116H218ZM238 116H240V117H238ZM12 119H14V117H12V116H10ZM170 117V118H169ZM193 117V118H192ZM23 118V119H24ZM192 118V119H191ZM241 118V119H240ZM0 119H1V121H0V128H1V126H6V127H4V129L6 128L7 130L6 131H8V132H10V130H12L11 128H12V124H10V123H12L13 122V120L11 119L10 121L9 120H5V119H3V115L0 117ZM34 119V118H33ZM32 119V120H33ZM198 119H196V120H198ZM3 120V121H2ZM6 122H5V121ZM169 120V121H168ZM201 120L203 121V124H202V122H201ZM188 121V122H189ZM3 122V123H2ZM10 122V123H9ZM14 122H16V120H14ZM187 122V121H186ZM219 124H217V123ZM208 123H210V122H208ZM9 124V125H8ZM17 124V123H16ZM16 124H15V126H16ZM251 124H254V125H251ZM259 124H261V125H259ZM204 125V126H203ZM206 125V126H205ZM251 125V126H250ZM11 126V127H10ZM14 126V125H13ZM14 126V127H15ZM168 126H166V127H164V128H167ZM210 126V125H209ZM72 127H75V129L77 130V129H80V126H78V125H75V126H73L72 125ZM208 127V128H207ZM252 127V128H251ZM205 128L207 129V130H205ZM212 129H213V126L211 127ZM257 128V129H256ZM3 128L2 129H0V131L1 130H3V131H5ZM66 129V128H65ZM58 129L57 131V134L60 136V137H66V138H68V139H70L71 140V138L73 137L72 135H73V133H74V129L73 128H68V129ZM71 129V130H70ZM152 129H153V131H152ZM258 131V133H257V131ZM73 130V131H72ZM3 131L0 133V136H1V134H4L3 133ZM13 131V130H12ZM64 131V132H63ZM71 131L73 132V133H71ZM155 131V132H156ZM213 132H211L210 134H213L215 131H216V129L214 130H212ZM253 131V132H252ZM156 132V133H157ZM160 132V131H159ZM158 132V133H159ZM254 132H256L257 133V135L254 133ZM7 132H5V134H6ZM147 133H145L144 134V136L142 137V138H140V139H135V138H120V141H119V139H118V137L116 138L117 139V141L116 140H114V142H112L111 141V143L108 141V143L106 142H102V144H99L98 145V149H97V147H95V151L94 152H92V154H91V156H89L90 158H89V161H91V170H93V169H95V170H93L94 172H96V173H94V174H96L97 176H96V178H97V180H95V182H94V187L95 186H97L98 185V187H96L95 189L97 190H99V187L101 188V189H103V187L105 186V185H107V186H109L110 184V182L111 181H113L110 177L112 176V175H110V169H114V170H118L117 172V176H116V178H122V177H125V176H123V175H127L126 173H128L127 171V169H129V167L131 168V164H132V166H133V164H135V163H132L135 159H136V157L135 156H137V155H135V154H133V151H134V149H133V147H131V146H133V145H135L134 144V142H136L137 140H139V141H141L142 143H144V147H146L147 145L149 146V145H151L152 143H151V141H153V138H154V136L156 135V133H155V135H149V134H147ZM204 134V133H203ZM69 135H71V137L69 136ZM193 135V134H192ZM205 135V134H204ZM207 135V134H206ZM205 135V136H206ZM68 136V137H67ZM145 136H148L151 140H149V138H147L146 137V140H145ZM211 136V135H210ZM188 137V136H187ZM191 138H192V136H190ZM66 138H64V139H66ZM191 138H189V139H191ZM67 139V140H68ZM128 140V141H127ZM148 140V141H147ZM116 141V142H115ZM119 141V142H118ZM127 141V142H126ZM130 141H131V143H130ZM139 141H137L138 143H139ZM150 142V143H149ZM133 143V144H132ZM137 143V144H138ZM105 144H107V145H105ZM137 144H136V146H137ZM140 144V143H139ZM138 144V145H139ZM141 145V144H140ZM108 146V147H107ZM135 146V147H136ZM142 147H143V145H141ZM140 146V147H141ZM143 147V148H144ZM132 148V149H131ZM99 151V152H97V150ZM107 151L108 150V153L109 152H111L110 154H113V156H114V154L116 155V158H118L117 160V162H115V164H116V168L117 169H115V167L113 168V167H111V166H113L112 164H114V162L113 161H111V163L109 162L110 160H107L106 158H105V160H103V158L104 157H102V155H100V152L102 151ZM133 150V151H132ZM131 151V152H130ZM82 155V156H81ZM93 155V156H92ZM135 155V156H134ZM31 156V155H30ZM28 157L27 155H25L23 158L24 159H22L23 161V165L25 166V167H28V166H30L31 164H33V162L31 161L32 160V156L31 157ZM80 156V159H82V158H84L83 157V153L82 154H80L79 155ZM78 156V157H79ZM97 156V157H96ZM112 156V155H111ZM112 156V157H113ZM118 156V157H117ZM95 157V158H94ZM177 160H179V162H182V163H185L183 160H185L187 157H185L184 156V154H182L181 153V155L180 154H178L177 155ZM26 158V159H25ZM97 158V159H96ZM114 158V157H113ZM137 158H138V156H137ZM109 159V158H108ZM110 159H111V157H110ZM85 159H83V161H84ZM0 161H3V163L5 162L4 160H1L0 159ZM28 161V162H27ZM116 161V160H115ZM136 161H137V159H136ZM186 161V160H185ZM30 162V163H29ZM103 162V163H102ZM109 162V163H108ZM118 163V164H117ZM131 163V164H130ZM0 164H2V163H0ZM6 164V163H5ZM2 165V166H4V168H5V166L6 165ZM30 164V165H29ZM130 164V165H129ZM94 165V166H93ZM127 165H129V167L127 166ZM101 166V167H100ZM121 166H123V167H121ZM124 166H127V167H124ZM3 167H2V169H1V166H0V208H2V209H0V216H2L3 215V217L2 218H4V216H6L7 215V213H9V212H11V211H14L13 212V214H15L16 216H18L17 218H16V220L15 221H17V220H19L18 218L20 217V218H23V217H25L26 218V215H29L30 214V210H31V206L32 205H34V203L35 202H30V203H33L32 205L31 204H29V202L27 201V197H25V195L24 194H19L18 193V195H16V192L17 191H20L19 190V187L18 186H20V185H24V183H25V178H26V175L24 174L25 172H21V171H17L18 173H17V175H16V171L13 173V171L11 172V171H9L8 169L7 170H5ZM7 168V167H6ZM110 168V169H109ZM125 168V169H124ZM120 170V171H119ZM7 171V172H6ZM105 172V173H104ZM11 173H13V174H15V175H13V174H11ZM21 173H23V174H21ZM93 173V172H92ZM21 175H23L24 177H21L20 178V176ZM15 176V177H14ZM99 176V177H98ZM110 176V177H109ZM105 177V178H104ZM24 178V179H23ZM119 178V179H120ZM27 179V178H26ZM98 179H99V181H98ZM110 179V180H109ZM7 180V181H6ZM25 180V181H24ZM106 180V181H105ZM17 181V182H16ZM20 181V182H19ZM107 181H108V183H107ZM3 182V183H2ZM24 182V183H23ZM14 184L15 186H17L16 188L14 187V185H8V184ZM50 183H52V182H50ZM6 184L7 185V187L8 186H10L9 188L11 189H13V187H14V189H15V191L16 192H14V196L13 195H10L11 193H10V189L9 188H6V185L4 186V185ZM53 184V183H52ZM237 187V186H236ZM235 187V188H236ZM3 188H4V190H3ZM6 188V189H5ZM38 188H42V187H38ZM106 188V187H105ZM8 189V190H7ZM13 189V190H14ZM36 190H38L37 188H35ZM43 189L44 188H42V189H40L39 191H43ZM238 189V187L236 188V190ZM9 191V192H7V191ZM6 191V192H5ZM32 192H35L34 193V196L35 197H38L39 198V195L41 194L42 196H43V194H42V192L40 193V194H38L39 192H36L35 190H32ZM262 192H264V190H262ZM7 193V194H6ZM9 193V194H8ZM38 194L37 196L35 195V194ZM44 193V192H43ZM19 197H21L20 198V200H19ZM31 197L33 198V195L31 194ZM41 197V196H40ZM25 198V199H24ZM15 201H14V200ZM34 199V198H33ZM12 200V201H11ZM18 200L20 201V202H24L23 204H20V202H19V206H20V208H18V205H16L15 203H17L18 202ZM25 200H26V202H25ZM4 201H6V202H4ZM12 202V203H11ZM28 203V204H27ZM3 204H6V206L5 205H3ZM56 204V203H55ZM50 205V207H46L48 210L45 212V214L46 215H40L41 217V219L40 218H38L39 216V214L37 215L38 217V222L36 223V221H35V223H36V225L33 223L32 224V221L33 220H36V219H33V220H31V224L28 222H26L27 221V218H26V221H24V219L25 218H23V220H19V223H23V221L26 223V224H30V226H27L26 224V226L27 227H24L23 228V226L21 227V228H23L24 229V233H25V236H23L24 235V233H21L22 235L21 236H19V237H22V240H21V242H19L18 243V245H17V243H13V245H12V248L13 249H11L9 246L7 247V245H5L6 244V242L4 243V245L6 246V247H4V249H3V245H2V243L4 242V240L2 241V239H5L6 241L8 240V236H10L11 234H9L10 232H9V229H11L12 231H11V233L12 232H15V230L16 229H14L16 226L14 225V226H12V225H10V227L8 226V225H5V228L3 227V226H1L2 224H3V222H2V224H1V222H0V228H2V229H0V237H1V240H0V255H2V256H0V264L2 263V264H17V262L16 261H21V260H24V259H28L29 260V258L27 257V256H29V255H27V253H30L31 252V254H32V257H33V251H36L35 252V254H37L38 256H39V254L41 255V251L40 250H42L41 248L43 247V250L45 249V250H47V251H49L50 249V247H51V244L53 245L54 244V246H55V244H57L56 242H58L59 243V245L61 244V241H60V239H58V238H60V233H61V235H62V240H63V228H64V225H63V223H65V222H61V221H63L64 219H62L60 216H58V218H56L57 217V215H59L60 214V209H59V205L57 206V204L56 205ZM11 205H14V206H12L11 207ZM27 207H29V208H27ZM28 205H30V206H28ZM37 204H35V206L34 207H37V208H39L38 206H36ZM6 207V209H5V207ZM17 206V207H16ZM14 207V208H13ZM24 207V208H23ZM27 209H29V210H27ZM45 208V209H46ZM58 209H59V212H58ZM11 210V211H10ZM26 210V211H25ZM64 209H62L61 210V212L63 211ZM3 211V212H2ZM43 211V210H42ZM45 211V210H44ZM44 211H43V213H44ZM5 212V213H4ZM21 212H23V214H21ZM27 212V213H26ZM34 212V211H33ZM39 212V211H38ZM40 212H41V210H40ZM58 212V213H57ZM1 213H2V215H1ZM19 215H18V214ZM26 213V214H25ZM32 213V212H31ZM62 213H64L65 214V212H62ZM61 213V214H62ZM6 214V215H5ZM12 214V213H11ZM10 214V215H11ZM33 214V213H32ZM42 214V213H41ZM64 214H62V215H64ZM49 215V216H48ZM51 215V216H50ZM55 215H56V217H55ZM15 216V217H16ZM21 216H23V217H21ZM42 216H43V218H42ZM48 216V217H47ZM30 217V216H29ZM52 217V218H51ZM63 217V216H62ZM193 218H195L194 216H192ZM192 217H190L189 216V218H186V220L184 221V222H182V224H180V225H182V226H180L179 224L178 225H175V224H172V225H174V226H172L171 228H170V226H169V229H168V233L166 232V233H164V235L165 236H163L162 237V241H164V244L166 245L168 242V245H166V246H170V248H177V247H179V246H181L182 244H184V242L186 241V240H188V242H190V241H196L197 243H198V241L200 242L201 241V243L202 242H204L203 241V239H205V238H207L206 239V241H209L208 239H212L213 237H215L214 235H216V234H214L213 236L211 235L212 233H213V231L215 230V228L213 227V229L214 230H212L211 229V227H209V229H208V225H206V222L205 221H203V224L205 225H203L202 224V222L200 221L201 219L200 218H198V219H200V220H198L197 218H195V219H193ZM6 218V217H5ZM9 218V217H8ZM36 218V217H35ZM64 218H65V216H64ZM0 219H1V217H0ZM29 219V218H28ZM47 219H49V222H50V224L48 223V220ZM58 219V220H57ZM59 219L61 220V221H59ZM7 220V219H6ZM188 220V221H187ZM4 221V220H3ZM21 221V222H20ZM30 221V220H29ZM42 221H44V223L42 222ZM46 221V222H45ZM187 221V222H186ZM201 223H200V222ZM5 222H7V221H5ZM40 222H41V224H40ZM54 224H53V223ZM205 222V223H204ZM17 223V222H16ZM61 223H62V225H61ZM4 224H7V223H4ZM47 224H48V227H47ZM33 225V226H32ZM9 227V229H8V227ZM41 228H39V227ZM42 226H43V228H42ZM49 226H51V228L49 227ZM63 226V227H62ZM107 226H109V225H106V228H107ZM111 227H112V225H110ZM109 226V227H110ZM196 226V227H195ZM31 227V228H30ZM34 227L36 228V230L35 231H33V229H34ZM38 227V228H37ZM53 227H55V230H53L54 228ZM110 227V228H111ZM207 227V228H206ZM20 228V229H21ZM47 228H50L48 231H46L47 230ZM115 228V227H114ZM6 231V235H4L5 234V231ZM7 229V230H6ZM23 229H22V231H23ZM46 229V230H45ZM65 229V228H64ZM108 229V228H107ZM39 231V233L41 232V234H40V236L41 237H43V234H44V237L43 238H41V237H39L40 239H41V241H40V239L38 238V236L39 235H36V233L37 234H39L38 233V231ZM41 230V231H40ZM43 230H45V231H43ZM105 230V229H104ZM110 230V229H109ZM21 231V230H20ZM37 231V232H36ZM112 231H114L113 230V228H112ZM112 231H109L110 232V234H111V232ZM152 231V232H151ZM48 232V233H47ZM54 232V233H53ZM105 232V233H104ZM103 233L104 234H106L107 236H113V234L115 235V234H117V233H115V232H119L120 234H122L123 233V235H124V232L126 233V235H128L127 234V232L125 231V230H121L120 229V231H119V229H118V231H116V228H115V232L112 234V235H110V234H108V230H106V231H104ZM107 232V233H106ZM122 232V233H121ZM135 232H136V234H135ZM133 234H135V235H138V236H135V235H132L133 237H131L130 236V238H127V239H125L126 241H124L123 243V245H124V247L122 246V247H120V249H117V250H115L114 252H112L111 254H110V256L108 255L106 258H105V260H102L103 262H102V264H148V262H149V264H150V262L152 261V260H155V261H157L159 264H177V263H174L175 261L174 260H176V259H178V258H176V259H172V261H171V258H170V256H172L173 257V255L171 254V252H170V256H167V258L165 259V254L167 255H169V253H168V251H170V249L168 248V247H166V246H163L162 244V241H160L159 242V245H156V244H153V240L151 241L150 239H151V237H152V239H153V237H154V234H155V232L156 231H154L152 228H143V229H138V230H136ZM144 232V233H143ZM52 235V234H54V235H52V236H49L50 234ZM139 233V234H138ZM150 233V234H149ZM170 233V234H169ZM215 233V232H214ZM33 234H35V235H33ZM49 234V235H48ZM57 234V235H56ZM99 234V233H98ZM141 234V235H140ZM146 234V235H145ZM152 234V235H151ZM3 235L4 236H6V237H3ZM28 235V236H27ZM100 235H101V233H100ZM103 235V234H102ZM145 235V236H144ZM149 235H151V236H149ZM210 235V236H209ZM30 236V237H29ZM47 236V237H46ZM104 236V235H103ZM135 236V237H134ZM141 237V239H140V237ZM172 236V237H171ZM212 236V237H211ZM49 237V238H48ZM57 237V238H56ZM74 237V236H73ZM99 237L100 236H98V239H99ZM166 237V238H165ZM23 238H26V239H23ZM32 239V241L30 240L29 241V244H27V245H29L31 248H32V250L30 249L29 250V246H28V250L27 249H25V246H27V245H25L24 246V248L23 247H17L16 248V245L17 246H23L24 244H26V241H27V243H28V240L27 239ZM50 238H51V240H50ZM74 238H76V237H74ZM73 238V239H74ZM134 238V239H133ZM139 238V239H138ZM168 238V239H167ZM176 238V239H175ZM42 239H45L44 240V244H43V240ZM59 241H58V240ZM102 239H103V237H102ZM174 239V240H173ZM194 239V240H193ZM26 240V241H25ZM35 240L37 241V243H35ZM39 240V241H38ZM76 239H74L73 241H75ZM137 240V241H136ZM143 241V242H146L147 240L149 241H151V244H150V241H149V244L151 245H149L148 244V241L146 242V243H144L143 244V242H141L140 243V241ZM146 240V241H145ZM177 240V241H176ZM49 241H52V242H50L49 243ZM73 241H72V239H70V241H69V243L71 244H74V243H76V241L73 243ZM101 242L103 241V240H100ZM132 243H131V242ZM182 241H184V242H182ZM205 241V242H206ZM23 242H25V243H23ZM31 242H34V243H31ZM139 242V243H138ZM166 242V243H165ZM172 242V243H171ZM182 242V243H181ZM196 242H193V244H197ZM10 243V242H9ZM8 243V244H9ZM21 243H23V244H21ZM41 243V244H40ZM49 245H48V244ZM181 243V244H180ZM186 243H187V241H186ZM191 243V242H190ZM189 243V244H190ZM10 244H12V243H10ZM9 244V245H10ZM68 243H66V245H67ZM70 244H68V247L71 249L70 251H69V249H66L67 248V246L64 248V249H66V250H64L63 248L62 249H60L61 251H60V253H59V251H57V255H56V257H58V258H60L59 256L61 255V259H58V258H56L55 256H53V255H55L54 253L56 252H54L53 253V255H50L49 253L50 252H47L48 254H49V256H51L52 258H49L50 259V261L53 259V258H55V260H57V261H55V260H53V261H51V262H53L52 264H55L54 262H56V264H57V262L58 261H60L61 260V262H62V260L65 262L67 259H68V256L69 257H74V255L76 254V253H74V252H77L78 253V251H74L73 252V245L71 246ZM129 244V245H128ZM140 244V245H139ZM148 244V245H147ZM152 244L153 245H155L156 247L158 246V247H160L161 248V251H162V249H163V251L161 252V253H163L164 251V258L162 257V255L161 254H158L157 255V253L160 251V249L159 248H156L155 246L154 247H152ZM171 244V245H170ZM173 244V245H172ZM178 244H180V245H178ZM192 244V243H191ZM36 245H37V247L38 246H40V249H38L39 251H40V253H39V251L37 250V247H36ZM45 245V246H44ZM46 245H48V246H46ZM128 245V246H127ZM34 246V247H33ZM42 246V247H41ZM54 246H53V248L52 249H55L54 248ZM127 246V247H126ZM45 247V248H44ZM74 247H75V244H74ZM1 248H2V250H1ZM8 248V249H7ZM20 248V249H19ZM124 248H125V250H124ZM165 248H168L169 250H166ZM172 248V249H173ZM6 249V250H5ZM9 249H11V250H9ZM22 249H25L27 252H25V250L23 251ZM57 249V248H56ZM59 249V248H58ZM146 249V250H145ZM4 250V251H3ZM18 250H20V252L18 251ZM44 250V251H45ZM64 250V251H63ZM159 250V251H158ZM8 253H6V252ZM11 251V252H10ZM19 252L18 254L16 253V252ZM51 251V250H50ZM54 251V250H53ZM68 251H69V254H68ZM158 251V252H157ZM21 252H23V253H21ZM63 252V253H62ZM66 252V253H65ZM155 252V253H154ZM3 253H5V254H7V256H4V254ZM12 253V254H11ZM46 253V252H45ZM51 253H52V251H51ZM66 254V256H65V254ZM73 253H74V255H73ZM10 254V255H9ZM18 256H17V255ZM21 254H24V256L23 257H21L20 255ZM44 254V253H43ZM60 254V255H59ZM64 254V255H63ZM79 254V253H78ZM25 255H27V256H25ZM37 255L34 257V262H37L38 260H36V259H38V258H36L37 257ZM68 255V256H67ZM116 255V256H115ZM161 255V256H160ZM186 256H190V257H186L187 259H186V262H183V261H185V260H183V259H185V257L183 258V257H181L182 259L181 260H183L182 262L183 263H181V262H179L178 264H197V262L199 261H197V262H195V258H193V257H195V255L194 254H190V253H188V254H185ZM194 255V256H193ZM200 255V257L202 258L204 255L206 256L207 254L205 253V252H201V254H199ZM201 255H203V256H201ZM16 256V257H15ZM20 256V257H19ZM46 256V255H45ZM48 256V257H49ZM75 256H77V255H75ZM80 256V255H79ZM157 256H160L161 258H163L164 259V263L162 262V259H159ZM183 256V255H182ZM193 256V257H192ZM205 256L202 258L203 260V262L205 261V259L206 260H208L207 258H209V257H207L206 256V258H205ZM11 257V258H10ZM20 258V260L19 259H17L16 260V258ZM26 257V258H25ZM41 257H43V259H44V256H41ZM48 257H46V258H48ZM170 259H169V258ZM175 257H177V256H175ZM179 257V256H178ZM180 257H179V259H178V261H180ZM193 259H192V258ZM197 257V259H200V257L197 255L196 256ZM199 257V258H198ZM21 258H23V259H21ZM36 258V259H35ZM153 258V259H152ZM174 258V257H173ZM189 258V259H188ZM205 258V259H204ZM13 259V260H12ZM30 259H31V261H32V259L33 258H31L30 257ZM49 259H46L47 261H49ZM152 259V260H151ZM192 259V260H191ZM12 260V261H11ZM27 260V261H28ZM39 260H42V259H40V257H39ZM45 260V259H44ZM147 260H149V261H147ZM194 260V262L192 263V261ZM11 261V262H10ZM30 261V260H29ZM30 261V262H31ZM46 261V262H47ZM50 261H49V264H51L50 263ZM13 262V263H12ZM41 262V261H40ZM43 262V261H42ZM60 262V263H61ZM188 262V263H187ZM201 262V260L198 262V263H200ZM203 262H201V263H203ZM153 263V262H152ZM37 264H39V263H37ZM62 264H64V263H62ZM65 264H66V262H65ZM101 264V263H100Z\"/></svg>", "mask_w": 264, "mask_h": 264}]
</instances>
